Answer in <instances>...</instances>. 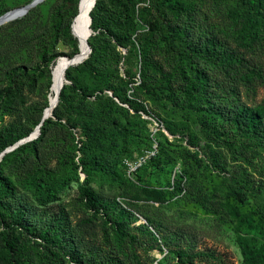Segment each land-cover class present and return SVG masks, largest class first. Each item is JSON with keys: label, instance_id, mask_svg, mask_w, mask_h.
<instances>
[{"label": "rangeland", "instance_id": "obj_1", "mask_svg": "<svg viewBox=\"0 0 264 264\" xmlns=\"http://www.w3.org/2000/svg\"><path fill=\"white\" fill-rule=\"evenodd\" d=\"M31 1L0 0V15ZM97 1L94 51L67 68L51 122L40 126L43 139L0 159V185H8L0 191V264H14L2 218L16 214L33 230L57 229L64 264H175L176 249L212 250L219 264H242L237 234L264 242V116L256 135L233 117L264 108V0ZM79 2L43 0L0 25V153L40 124L54 61L78 51L71 22ZM155 21L171 28L149 29ZM18 65L22 72H12ZM141 108L164 127L156 145ZM39 177L47 195L30 182ZM76 177L89 179L104 215L85 208ZM233 180L246 198L230 199L229 213ZM152 188L166 201L148 200ZM116 219L128 232L123 241ZM142 223L157 242L137 228ZM24 234L19 264H41L40 240Z\"/></svg>", "mask_w": 264, "mask_h": 264}, {"label": "trees", "instance_id": "obj_2", "mask_svg": "<svg viewBox=\"0 0 264 264\" xmlns=\"http://www.w3.org/2000/svg\"><path fill=\"white\" fill-rule=\"evenodd\" d=\"M98 3L99 2L96 0L94 7H97ZM32 8L29 9L27 13L30 10H32ZM181 8L183 7L181 6ZM24 15H26V13ZM16 20L17 19L12 20L11 22H9V24L14 23ZM93 24H94V19L92 18V23H91L92 28H93ZM163 26H166V28H171V26L169 24H166L165 21H162V22L155 21L149 25V29L153 30L155 28H162ZM254 28L255 26L251 24V29H254ZM92 36L93 34L91 35V37ZM195 50L200 51L201 48L196 47ZM93 51L94 49L92 48L91 53ZM91 53H89V58L92 56ZM55 58H56V55L50 56L49 58L44 60V64L45 65H49L51 63L53 64L55 62L54 61ZM222 61L225 62V58H223ZM84 62L86 63L87 61H84ZM230 62L234 63V62H237V60L231 58ZM22 69H23V66L18 65L14 67L12 72L14 73L22 72ZM65 75L66 77H68V73H65ZM245 80L249 81L250 76L246 75ZM63 88H64V85L62 89ZM195 88L199 89V86L195 85ZM62 89L60 92L61 94H62ZM140 111H145V109L141 108L139 109L138 112ZM258 116L260 117L264 116L263 107H258L253 112L246 111L237 116H234L233 121L236 124V127L238 129L244 132H248L250 135H256V134H259V130H260V127L258 126V123H257ZM43 122L48 123V122H51V120L49 118H45ZM44 134H45L44 130L41 129L39 131V136H37V139L42 140L44 137ZM23 146L24 145H20V146H17L16 148L19 149L20 147H23ZM2 157H4V155ZM81 161L84 162V159H81ZM1 164H2V160L0 161V166ZM46 177L47 178L49 177V179L52 178L50 175L48 176L46 175ZM30 182L31 184L37 187V190L41 194L47 195L51 190L49 183L46 181V179H43L42 177L31 179ZM75 183L77 184V192L80 198L83 200L85 208L91 211L92 216H95L97 214L104 215V213H106V211L104 210L106 209L102 207L98 195L95 193L94 189L89 185V179L88 178L80 179L79 177H76ZM2 188H4V190L2 191L8 192V185L6 184V182H4V185L2 186L0 185V191ZM229 189L230 190L227 193L228 200H226L227 204H225V206L227 208V211L229 213H232V207L230 206V203H229L230 199L237 198L240 202H243L246 197L241 187L237 184L235 180L230 182ZM146 194L148 195V200H151L154 202H164L166 201V198H167L166 194H164L163 192L157 189H153V188L147 190ZM243 218L246 219V221L248 222V226L252 228L253 226L252 218L249 217L248 215H243ZM107 221L110 222L111 220L105 219V222ZM2 224L4 227V232H3L4 247L7 250V254L10 260L14 262V264H19V255L22 250L21 248L22 239L26 238L24 236L25 235L24 233L32 235L34 236L35 239L40 240L41 244H38L36 248L42 254L41 264H64L61 262V257H60V253H65L64 247H63V241L61 240L56 228L34 229L33 230L24 223V221L21 219V217L18 214L12 215L10 217L9 222H6L3 217ZM124 227H125L124 221L120 219H116L114 221V232L119 241H123L124 238L128 236V232L125 230ZM137 228L142 230L143 233L151 235L155 242L158 241V238L153 236V231L149 228L147 224L142 223L138 225ZM130 238H135V236L130 235ZM257 241L258 240L256 239V237H249L244 234H237L236 243H237V246L242 256V264H264V242L259 244L257 243ZM173 254L175 258V264H219V261H220L218 254L212 250L187 252L183 249H176L173 251ZM76 262L77 264H84V261L82 260H77ZM95 264H98V263H95Z\"/></svg>", "mask_w": 264, "mask_h": 264}, {"label": "bare ground", "instance_id": "obj_3", "mask_svg": "<svg viewBox=\"0 0 264 264\" xmlns=\"http://www.w3.org/2000/svg\"><path fill=\"white\" fill-rule=\"evenodd\" d=\"M96 0H80L78 4L77 13L71 22V32L78 43V51L74 54L73 61H69L66 56H59L56 58L52 69V81L50 85V95L48 105L44 109V115H49L53 108L56 106L59 98L60 91L66 83L65 72L71 65L77 64L85 60L91 52L89 46V39L93 34L91 27L92 18L91 12L94 8ZM12 16V13L7 15ZM11 18V17H10ZM11 20V19H9ZM38 125L34 128L29 137H36Z\"/></svg>", "mask_w": 264, "mask_h": 264}, {"label": "water", "instance_id": "obj_4", "mask_svg": "<svg viewBox=\"0 0 264 264\" xmlns=\"http://www.w3.org/2000/svg\"><path fill=\"white\" fill-rule=\"evenodd\" d=\"M43 0H32L30 3L26 4V5H23V6H20V7H16V8H13L7 12H5L4 14L0 15V25L9 21V19H15L19 16H22L24 15L29 9H31L32 7H34L35 5H37L38 3L42 2ZM9 13H12V16L8 17L7 15H9ZM91 51V48L89 49ZM69 61H73V58H74V55L72 57H69V56H66ZM47 116L43 114L42 118H41V122L40 124L38 125V130H37V134L35 136H37L39 134V131H40V126L41 124L43 123V121L45 120ZM32 138L31 137H26L24 139H21L19 140L18 142H16L15 144H13L12 146L8 147L7 149H5L3 152L0 153V159L1 157L8 151H11L13 150L14 148H16L19 144L21 143H24L28 140H30Z\"/></svg>", "mask_w": 264, "mask_h": 264}, {"label": "built area", "instance_id": "obj_5", "mask_svg": "<svg viewBox=\"0 0 264 264\" xmlns=\"http://www.w3.org/2000/svg\"><path fill=\"white\" fill-rule=\"evenodd\" d=\"M143 115V117L149 121H151L153 127L151 128V139H153V142L156 145V141H155V136L156 134L160 131V130H164L163 125L161 124V122L159 121L158 118L156 117H152L149 113H141Z\"/></svg>", "mask_w": 264, "mask_h": 264}]
</instances>
